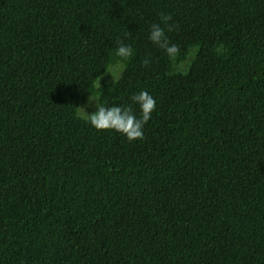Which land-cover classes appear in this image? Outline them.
<instances>
[{"label":"trees","instance_id":"16d2710c","mask_svg":"<svg viewBox=\"0 0 264 264\" xmlns=\"http://www.w3.org/2000/svg\"><path fill=\"white\" fill-rule=\"evenodd\" d=\"M140 89L143 139L76 115ZM0 264H264V0H0Z\"/></svg>","mask_w":264,"mask_h":264},{"label":"clouds","instance_id":"9594fccd","mask_svg":"<svg viewBox=\"0 0 264 264\" xmlns=\"http://www.w3.org/2000/svg\"><path fill=\"white\" fill-rule=\"evenodd\" d=\"M172 20L170 13H160L158 22H153L148 27L147 40L169 58H176L179 54V48L172 43L167 32L173 30L174 25L169 23ZM127 33L125 34V39ZM133 47L130 43L118 39L116 47L112 53V59L103 67V73L110 76L111 82H118L121 75L128 66V62L133 57ZM152 60L151 54H147L142 59L143 66H148ZM100 79L96 87L99 89ZM102 92L87 96L85 105L79 106L76 115L79 119L85 121L90 127L96 130H112L124 136L129 142L144 137V125L150 120L153 111L156 108V98L147 90L140 89L131 93L128 97L130 103H111L101 102ZM133 105L138 109V113L133 110ZM88 107L93 110L89 111Z\"/></svg>","mask_w":264,"mask_h":264},{"label":"rangeland","instance_id":"374dc122","mask_svg":"<svg viewBox=\"0 0 264 264\" xmlns=\"http://www.w3.org/2000/svg\"><path fill=\"white\" fill-rule=\"evenodd\" d=\"M215 52L217 53V55H219V56H221V57H227V56L229 55V53H230V49H229L228 47H226L225 45H217V46H215ZM194 54H195V50L192 51V52L188 55V57H187V59H186L185 61H183L182 63L176 65V70H177V71H180V72H185V71L187 70V68H188V66H189V64H190V62H191V60H192V58L194 57ZM98 79H100V76H99ZM98 79H97V81H98ZM99 82H100V84H101V83H108V82H111V80H110V76L107 75V74H104V75L101 77V79H100ZM96 84H97V82H96ZM87 96H88V95H87ZM87 96L85 97V100H84L79 106H86V105H85V101H86V99H87ZM86 107H87V106H86ZM78 108H79V107H78ZM88 110H89V111H92L93 109H92L91 107H88Z\"/></svg>","mask_w":264,"mask_h":264}]
</instances>
